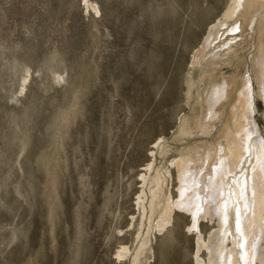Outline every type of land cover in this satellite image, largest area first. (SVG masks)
Segmentation results:
<instances>
[{"label":"rangeland","instance_id":"obj_1","mask_svg":"<svg viewBox=\"0 0 264 264\" xmlns=\"http://www.w3.org/2000/svg\"><path fill=\"white\" fill-rule=\"evenodd\" d=\"M83 1L0 0V264H196L218 221L196 229L176 208L159 229L164 198L179 200L174 162L206 137L196 120L220 77L235 85L213 138L250 76L264 140V28L229 20L216 45L237 36L236 56L209 74L193 57L232 0Z\"/></svg>","mask_w":264,"mask_h":264},{"label":"bare ground","instance_id":"obj_2","mask_svg":"<svg viewBox=\"0 0 264 264\" xmlns=\"http://www.w3.org/2000/svg\"><path fill=\"white\" fill-rule=\"evenodd\" d=\"M260 14H264V0H232L223 19L211 27L208 36L196 51L193 57L194 64H199L201 68L207 70L206 72L212 67H218L220 61L230 64V59L236 56L237 50L232 46L237 44L234 43L237 41V36L229 37L226 45L225 40L222 45L220 43L216 45L219 39L223 38L220 35L221 30L229 26V20L239 17L244 18L245 27L258 22L263 30L264 15L261 20ZM254 26L253 30H255ZM239 30L237 26L233 27L230 34ZM242 43L241 40L238 46H243ZM223 47H225L224 50H222ZM258 50L255 60L258 66L256 79L263 87L260 96L264 99V43L260 42ZM209 74L206 73L204 77L210 79ZM234 85L220 77L214 81L209 90L203 93V108L196 120V126L206 137L195 145L197 155L189 153L174 162L180 183L179 200L165 197L162 217L158 220L159 229L162 230L170 222L172 211L176 208L193 216V228H196L199 219L209 217L212 221L213 218H217L218 229L212 233L208 241L202 240L201 235L196 238L198 247L196 264H264V140L253 117L254 88L251 87L250 76L242 82L237 99L232 106V126L227 124V133L217 129L215 138L212 136L213 129L216 130L221 123L220 107H223V103L229 99ZM223 139L226 144L223 143ZM164 175H155L150 179L157 188L154 191L152 189L151 192L152 210L154 201L163 195L161 190H163L162 183L165 181ZM145 177H142L144 183L148 182ZM144 199L145 197L140 201L144 202ZM142 210L144 213V203ZM202 249L207 250L208 261L198 256ZM137 254L135 259L133 258V264H140L141 254Z\"/></svg>","mask_w":264,"mask_h":264}]
</instances>
